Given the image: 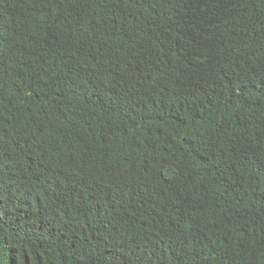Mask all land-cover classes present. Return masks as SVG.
<instances>
[{
  "label": "trees",
  "instance_id": "16d2710c",
  "mask_svg": "<svg viewBox=\"0 0 264 264\" xmlns=\"http://www.w3.org/2000/svg\"><path fill=\"white\" fill-rule=\"evenodd\" d=\"M0 264H264V0H0Z\"/></svg>",
  "mask_w": 264,
  "mask_h": 264
}]
</instances>
